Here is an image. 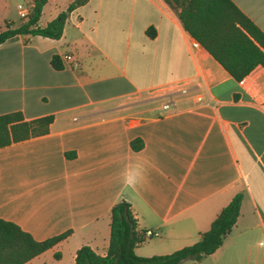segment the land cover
Wrapping results in <instances>:
<instances>
[{
    "label": "crops",
    "instance_id": "crops-1",
    "mask_svg": "<svg viewBox=\"0 0 264 264\" xmlns=\"http://www.w3.org/2000/svg\"><path fill=\"white\" fill-rule=\"evenodd\" d=\"M73 1L48 0L37 26ZM231 1L264 33V0ZM32 6L0 0V31L25 24L18 11ZM193 41L165 0H87L59 38L0 45V115H53L48 134L0 148V219L37 241L70 231L24 264H75L84 245L105 256L121 200L138 233L159 232L135 253L170 254L196 243L238 193L222 245L181 264H264V68L241 85Z\"/></svg>",
    "mask_w": 264,
    "mask_h": 264
},
{
    "label": "trees",
    "instance_id": "trees-1",
    "mask_svg": "<svg viewBox=\"0 0 264 264\" xmlns=\"http://www.w3.org/2000/svg\"><path fill=\"white\" fill-rule=\"evenodd\" d=\"M48 0H33L32 11L25 24L0 31V45L16 35L31 34L59 38L67 15L87 0H74L57 18L40 28L37 22ZM175 8L183 28L236 80L243 79L255 67L264 68V33L231 0H165ZM51 66L61 69L58 56ZM53 115L26 120L21 112L0 115V148L12 143L49 133ZM131 146L138 151L140 140ZM72 157L73 155L68 154ZM242 194H236L212 222L200 239L170 254L138 256L135 248L145 238L136 231L131 206L121 200L111 208L110 239L107 254L97 255L89 246L76 252L75 264H181L186 260H200L215 252L231 231L237 217ZM70 231L43 241L35 240L17 224L0 219V264H24L68 237ZM60 254L56 253L55 258Z\"/></svg>",
    "mask_w": 264,
    "mask_h": 264
},
{
    "label": "built area",
    "instance_id": "built-area-1",
    "mask_svg": "<svg viewBox=\"0 0 264 264\" xmlns=\"http://www.w3.org/2000/svg\"><path fill=\"white\" fill-rule=\"evenodd\" d=\"M31 11H32V8H23V9H20L18 11L19 17L21 19L25 20V21H28ZM192 46L193 47H197L198 46V42L193 41L192 42ZM71 58L72 57L70 55H63V57H62V59L65 60V61H69V60H71ZM243 83H244V79L239 80V84L242 85ZM262 105H264V101H263ZM168 107H169V103L168 102L163 105V109H167ZM139 234L143 235V237L145 239H149L151 237L158 236L159 235V232L158 231H155V230L147 229L145 231L140 232Z\"/></svg>",
    "mask_w": 264,
    "mask_h": 264
},
{
    "label": "rangeland",
    "instance_id": "rangeland-1",
    "mask_svg": "<svg viewBox=\"0 0 264 264\" xmlns=\"http://www.w3.org/2000/svg\"><path fill=\"white\" fill-rule=\"evenodd\" d=\"M156 94V93H155Z\"/></svg>",
    "mask_w": 264,
    "mask_h": 264
}]
</instances>
